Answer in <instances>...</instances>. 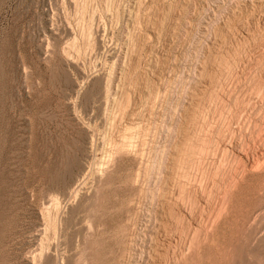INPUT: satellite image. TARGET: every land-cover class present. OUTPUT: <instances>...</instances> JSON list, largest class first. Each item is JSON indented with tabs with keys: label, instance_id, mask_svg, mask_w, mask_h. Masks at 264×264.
<instances>
[{
	"label": "rangeland",
	"instance_id": "374dc122",
	"mask_svg": "<svg viewBox=\"0 0 264 264\" xmlns=\"http://www.w3.org/2000/svg\"><path fill=\"white\" fill-rule=\"evenodd\" d=\"M260 2L0 0V264H136L135 246L153 264L147 251L156 245L147 229L161 220L163 210H173L175 223L166 229L176 231L179 241L173 248L178 253L168 255L158 246L163 256L156 264H264V1ZM124 136L142 149L132 140L134 148L130 141L125 145ZM186 138L192 142H184ZM211 147L220 155L214 156ZM190 148L194 153L202 149L203 163L199 152L192 154ZM226 160L234 167L222 166ZM165 163L172 164L170 170ZM191 163L197 170L201 166L199 172L192 171L193 164L188 168ZM145 169L151 170L144 174ZM172 179L188 190L182 194L184 187ZM157 188L164 191L155 195ZM160 193L168 197L160 199ZM179 194L186 196L184 202L189 197L191 203L185 204L190 211L199 201L194 213L203 235L198 231L195 245L191 219L173 203ZM195 246L200 249L195 251Z\"/></svg>",
	"mask_w": 264,
	"mask_h": 264
},
{
	"label": "bare ground",
	"instance_id": "6f19581e",
	"mask_svg": "<svg viewBox=\"0 0 264 264\" xmlns=\"http://www.w3.org/2000/svg\"><path fill=\"white\" fill-rule=\"evenodd\" d=\"M115 1H116V0H115ZM135 1H136V0H135ZM259 1H260V0H259ZM262 1H264V0H261V2H260L261 4H262ZM262 5H263V7H264V4H262ZM259 9H260V7H259ZM224 10H225V9H224ZM261 11H262V8H261ZM215 13H216V12H215ZM253 14H254V13H253ZM257 14H258V13H257ZM259 14H261V13H259ZM260 18H261V17H260ZM231 19H232V18H231ZM240 22H241V21H240ZM217 37H218V36H217ZM220 38H221V37H220ZM148 42H149V41H148ZM218 55H219V54H218ZM199 61H200V60H199ZM206 61H207V60H206ZM203 66H204V65H203ZM221 66H222V65H221ZM231 68H232V67H231ZM233 69H234V68H233ZM202 72H203V71H202ZM202 72H201V73H202ZM234 74H235V73H234ZM165 75H166V74H165ZM202 75H203V74H202ZM216 76H217V75H216ZM256 76H257V75H256ZM201 77H203V76H201ZM214 77H215V76H214ZM230 77H231V76H230ZM176 78H177V77H176ZM197 79H198V78H197ZM211 79H212V78H211ZM213 79H214V78H213ZM213 79H212V81H213ZM215 79H216V78H215ZM205 80H206V79H205ZM208 80H209V79H207L206 81H208ZM236 81H237V80H236ZM196 82H197V81H196ZM199 82H201V81H199ZM199 82H198V83H199ZM203 82H204V81H203ZM210 82H211V81H210ZM214 82H215V81H213L212 84H213ZM203 84H204V83H203ZM203 84H201V85H203ZM198 85H199V84H198ZM210 85H211V84H210ZM185 86H186V85H185ZM199 86H200V85H199ZM206 86H207V84H206ZM193 88H195V86H194ZM198 88H199V87H198ZM221 88H222V87H221ZM203 89H204V88H203ZM192 90H194V89H192ZM198 90H199V89H198ZM198 90H196V91H198ZM208 91H209V90H208ZM191 92H193V91H191ZM205 92H206V91H205ZM195 93H196V92H194V95H195ZM111 94H112V93H111ZM151 94H152V93H151ZM198 94H199V93H198ZM198 94H197V95H198ZM218 94H219V93H218ZM152 95H154V94H152ZM197 95L194 96V97H197ZM260 95H261V94H260ZM154 96H155V95H154ZM200 96H201V95H200ZM261 96H262V95H261ZM261 96H258V97H261ZM149 97H150V96H149ZM152 97H153V96H152ZM155 97H156V96H155ZM185 97H186V96H185ZM156 98H157V97H156ZM156 98H155V99H156ZM197 98H198V97H197ZM167 99H168V98H167ZM193 99H194V98H193V96H192V100H193ZM199 99H200V97H199ZM199 99H198V100H199ZM257 99H259V98H257ZM261 99H262V98H261ZM190 100H191V99H190ZM190 100H189V101H190ZM194 100H195V99H194ZM149 101H152L151 98H150ZM154 101H156V100H154ZM196 101H197V100H196ZM254 101H255V100H254ZM157 102H158V99H157ZM190 102H191V101H190ZM260 102H261V101H260ZM148 103H149V102H148ZM155 103H156V102H155ZM191 103H192V102H191ZM194 103H195V102H194ZM200 103H201V102H200ZM255 103H256V101H255ZM196 104H197V103H196ZM245 104H246V103H245ZM258 104H259V103H258ZM151 105H152V104H151ZM194 106H196V105L194 104ZM194 106H193V107H194ZM255 106H256V105H255ZM153 107H154V105L152 106V108H153ZM168 107H169V106H168ZM198 107H200V106H198ZM147 109L149 110V108H147ZM186 109H187V108H186ZM196 109H197V106H196ZM198 109H199V108H198ZM183 110H184V109H183ZM188 110H189V107H188ZM192 110H193V109H192ZM152 111H153V110H152ZM192 112H193V111H192ZM196 112H197V111H196ZM196 112H195V115H196ZM184 114H185V113H184ZM189 115H190V114H189ZM189 115L187 114L188 117H189ZM236 115H237V114H236ZM242 115H243V114H242ZM190 117H191V116H190ZM183 118L185 119V118H187V117H184V116H183ZM194 118H195V117H194ZM194 118H193V119H194ZM135 119H136V118H135ZM137 119H138V118H137ZM188 119H189V118H188ZM188 119H187V120H188ZM195 119H196V118H195ZM195 119H194V120H195ZM197 119H198V118H197ZM199 119H200V118H199ZM194 120H193V121H194ZM243 120H244V119H243ZM144 121H145V120H144ZM182 121H183V120H182ZM189 121H190V120H189ZM193 121H192V122H193ZM195 121H196V120H195ZM197 121H198V120H197ZM139 122H140V121H139ZM190 122H191V121H190ZM190 122H189V123H190ZM198 122H199V121H198ZM198 122H197V124H198ZM202 122H203V121H202ZM261 122H262V120H261ZM134 123H135V122H134ZM193 123H195V122H193ZM239 123H240V122H239ZM141 124H142V123H141ZM236 124H237V123H236ZM134 125H135V124H134ZM142 125H143V124H142ZM142 125H141V126H142ZM162 125H163V124H162ZM202 125H203V124H202ZM136 126L138 127L137 123H136ZM244 126H245V125H244ZM112 127H113V126H112ZM199 127H200V126H198L197 128H199ZM201 127H202V126H201ZM240 127H241V126H240ZM135 128H136V127H135ZM139 128H140V127H139ZM139 128H138V129H139ZM172 128H173V127H172ZM231 128H232V127H231ZM242 128H243V127H242ZM258 128H259V127H258ZM126 129H128V126H127ZM129 129H130V127H129ZM138 129H137V130H138ZM140 129H141V128H140ZM186 129H187V128H186ZM186 129H184V130H186ZM188 129H189V128H188ZM206 129H207V128H206ZM255 129H256V128H255ZM141 130H143V129H141ZM191 130H192V129H191ZM202 130H203V129H202ZM144 131H145V130H144ZM181 131H182V130H181ZM188 131H189V130H188ZM188 131H187V133H188ZM133 132H134V130H133ZM141 132H142V131H141ZM141 132H140V133H141ZM197 132H198V131H197ZM127 133H128V132H127ZM127 133H126V134H127ZM130 133H131V131H130ZM136 133H138V132H136ZM193 133H194V132H193ZM221 133H222V132H221ZM221 133H219V134H221ZM225 133H226V132H225ZM225 133H224V134H225ZM128 134H129V133H128ZM131 134H132V133H131ZM141 134H142V133H141ZM145 134H146V133H145ZM206 134H207V133H206ZM120 135H121V132H120ZM124 135H125V134H124ZM133 135H134V134H133ZM135 135H136V134H135ZM135 135H134V136H135ZM181 135H182V132H181ZM184 135H185V134H184ZM189 135H190V134H189ZM222 135H223V134H221V137H222ZM127 136H128V135H127ZM129 136H130V135H129ZM129 136H128V137H129ZM182 136H183V135H182ZM192 136H195V137H196V135H191V137H192ZM227 136H228V135H227ZM124 137H125V136H124ZM137 137H138V136H137ZM187 137H188V135H187ZM200 137H202V136H200ZM219 137H220V136H219ZM224 137H225V136H224ZM228 137H229V136H228ZM125 138H127V137H125ZM143 138H144V137H142V141H145V140H143ZM192 138H193V137H192ZM192 138H191V139H192ZM205 138H206V137H205ZM118 139H121V138L118 137ZM118 139H117V140H118ZM122 139H123V138H122ZM127 139H128V140H124V141H121V140H120V141H121V142H125V145H126V141H130V144H132V147H133V143H134V141L132 140L133 138L131 139L133 143H131V140H129V138H127ZM134 139H136V138L134 137ZM181 139H182V138H181ZM181 139H179V141H180ZM187 139H188V138H186V139L183 140V141L185 142V141H187ZM197 139H198V137H197ZM203 139H204V138H203ZM227 139L229 140V138H227ZM232 139H234V138H232ZM193 140H194V139H193ZM201 140H202V139H201ZM201 140H200V141H201ZM225 140H226V138H225ZM241 140H242V139H241ZM261 140H262V139H261ZM138 141H139V140H138ZM142 141H141V142H142ZM146 141H147V139H146ZM146 141L143 142V143H146ZM179 141H176L177 144H179V143H178ZM188 141H189V142H192V140H190V139H189ZM188 141H187V142H188ZM198 141H199V139L197 140V143H198ZM204 141L206 142L207 140L204 139ZM204 141H203V142H204ZM219 141H220V140H219ZM148 142H149V141H148ZM181 142H182V140H181ZM184 142H183V143H184ZM205 142H204V143H205ZM213 142H214V141H213ZM213 142H212V143H213ZM229 142H231V141H229ZM235 142H236V141H235ZM116 143H117V142H116ZM119 143H120V142H119ZM128 143H129V142H128ZM135 143H136V142H135ZM135 143H134V145H135ZM193 143L195 144V141H194ZM197 143H196V144H197ZM210 143H211V139H210ZM218 143H219V142H217V144H218ZM220 143H222V142L220 141ZM224 143H225V142H223V144H224ZM227 143H228V142H227ZM237 143H238V142H237ZM240 143H241V142H240ZM122 144H123V143H122ZM130 144H129L128 146H131ZM140 144H142V143H140ZM177 144H176V147H177V146L179 147L178 150L181 149L180 147H181L182 145L179 146V145H177ZM181 144H182V143H181ZM186 144H187V143H186ZM190 144H191V143H190ZM190 144H189V145H190ZM198 144H199V143H198ZM200 144H201V143H200ZM214 144H215V143H214ZM231 144H232V143H231ZM117 145H118V147L120 148L119 144H117ZM120 145H121V144H120ZM125 145H124V147H122V148H127L126 151H131V150H128V149H131L132 147L130 148V147L125 146ZM146 145H147V144H146ZM191 145H192V144H191ZM205 145H206V143L204 144V146L201 144L202 148L206 147ZM220 145H221V144H220ZM255 145H256V144H255ZM261 145H262V144H261ZM261 145H260V146H261ZM110 146H111V145H110ZM112 146H114V145H112ZM121 146H122V145H121ZM135 146L137 147L138 145H135ZM147 146H148V145H147ZM149 146H150V145H149ZM183 146H185V145L183 144ZM196 146H197V145H196ZM196 146H193L192 148H194V147H196ZM201 146L198 145V148L201 147ZM208 146H209V145H208ZM210 146H211V144H210ZM210 146H209V147H210ZM218 146H219V145H218ZM226 146H227V144H226ZM236 146H237V145H236ZM244 146H245V145H244ZM262 146H263V145H262ZM136 147H135V148H136ZM138 147H139V146H138ZM142 147H143V146H142ZM142 147H141V149H142ZM173 147H174V145H173ZM176 147L174 148L175 150H176ZM185 147H186V146H185ZM188 147H189V146H187V148H188ZM216 147H217V145L214 147V148H215L214 150H218V148H216ZM219 147H223V146H219ZM224 147H225V146H224ZM115 148H116V146H115ZM115 148H113V149H115ZM122 148H121V149H122ZM133 148H134V147H133ZM147 148H148V147H147ZM196 148H197V147H196ZM198 148H197V149H198ZM207 148H208V147H206V149H207ZM211 148H212V149H211ZM211 148H210V150H213V147H211ZM233 148H234V147H233ZM235 148H236V147H235ZM238 148H239V147H238ZM259 148H260V147H259ZM259 148H258V150H259ZM111 149H112V148H111ZM113 149H112V150H113ZM139 149H140V147H139ZM141 149H140V150H141ZM144 149H145V148H144ZM150 149H151V148H150ZM166 149H167V148H166ZM174 149H171V150H174ZM199 149H200V148H199ZM204 149H205V148H204ZM220 149H221V148H220ZM223 149H224V151H226V148H223ZM229 149H230V148H229ZM240 149H241V148H240ZM117 150H118V149H117ZM117 150H116V151H117ZM119 150H120V149H119ZM123 150H125V149H122L121 152H122ZM132 150H133V149H132ZM178 150H177V151H178ZM187 150H188V151H187ZM187 150L185 149V152H186V151L189 152V148H188ZM194 150H195V149H194ZM210 150H209V153H210ZM214 150H213V152H214ZM235 150H236V149H235ZM245 150H246V149H245ZM146 151H147V150H146ZM180 151H181V150H180ZM180 151H179V152H180ZM183 151H184V149L182 150V152H183ZM190 151H192L191 148H190ZM205 151H207V150H205ZM230 151H231V150H230ZM230 151H228V153H229ZM239 151H240V150H239ZM253 151L255 152V148H254ZM260 151H261V150H260ZM111 152L114 153L115 151H114V152L111 151ZM139 152H140V151H139ZM139 152H136V154L139 153ZM144 152H145V150H144ZM144 152H142V154H143ZM179 152H178V153H179ZM185 152H183V153L186 154L187 152H186V153H185ZM192 152H193L192 154H197L199 151L196 150V151H195L196 153H194V151H192ZM201 152H202V149H201V151L199 152V154H197V156H198V160H199V158H200V160H201V161H199L200 163L203 161V160L201 159V155H200ZM219 152H220V151H219ZM231 152H232V151H231ZM241 152H242V151H241ZM248 152H249V151H248ZM248 152H247V153H248ZM254 152H253V154H254ZM261 152H262V151H261ZM108 153H109V150H108ZM134 153H135V152H134ZM203 153H204V152H202V154H203ZM209 153H208V152H205V154H209ZM211 153H212V152H211ZM211 153H210V154H211ZM214 153H215V152H214ZM225 153L227 154V152H225ZM225 153H223V154H225ZM258 153H259V152H258ZM136 154H135V155H136ZM157 154H158V153H157ZM170 154L173 155V153H170ZM187 154H188V153H187ZM187 154H186V156H187ZM189 154H190V153H189ZM192 154H191V155H192ZM210 154H209V155H210ZM226 154H225V155H226ZM233 154H234V153L232 152V156H233ZM114 155H115V154H114ZM116 155H119V152H118V154L116 153ZM116 155L113 156V154H112L113 157H116ZM172 155H171V156H172ZM174 155H175V154H174ZM179 155H180V154H179ZM179 155H178V156H179ZM191 155H188V157H189V156L191 157ZM199 155H200V156H199ZM209 155H208V156H209ZM211 155L213 156V154H211ZM217 155H220V154H217ZM217 155H216V153L214 154V156H217ZM228 155H230V154H228ZM239 155H240V154H239ZM245 155H246V154H245ZM255 155H256V154H255ZM257 155H259V154H257ZM109 156H110V154H109ZM138 156H140V153L138 154ZM138 156H137V157H138ZM142 156H144V155H142ZM142 156H141V157H142ZM171 156H170V157H171ZM180 156H181V155H180ZM180 156H179V157H180ZM186 156H185V158H186ZM192 156H196V155H192ZM197 156H196V157H197ZM202 156H203V155H202ZM214 156H213V157H214ZM226 156H227V155H226ZM246 156H247V155H246ZM196 157H195L194 160H196ZM209 157H211V156H209ZM218 157H219V156H218ZM222 157H224V155H223ZM237 157H238V155H237ZM242 157H243V156H242ZM248 157H249V159H250V155H249ZM252 157H253V156H252ZM263 157H264V153H262V158H263ZM106 158H107V157H106ZM172 158L175 159L176 156H172ZM181 158H182V157H181ZM191 158H192V157H191ZM204 158H205V157H204ZM204 158H203V159H204ZM214 158H217V157H214ZM230 158H231V157H229V159H230ZM232 158H233V157H232ZM232 158H231V159H232ZM235 158H236V157H234V159H235ZM253 158L255 159V156H254ZM258 158H259V157H258ZM260 158H261V157H260ZM108 159H109V157H108ZM110 159H111V156H110ZM110 159H109V162L112 160V159H111V160H110ZM141 159H142V158H141ZM143 159L145 160V158H143ZM143 159H142V160H143ZM166 159H167V158H166ZM179 159H180V158H179ZM206 159H208V157H207ZM221 159H223V158H221ZM221 159H220V160H221ZM224 159H225V158H224ZM224 159H223V160H224ZM227 159H228V158H227ZM229 159H228V160H229ZM234 159H233V160H234ZM236 159H237V158H236ZM254 159H253V160H254ZM144 160H143L142 162H140V163L144 164V163H143ZM176 160H177V159H175L174 161H176ZM183 160H184V159H183ZM190 160H191V159H190ZM194 160H193V161H194ZM198 160H197V161H198ZM209 160H210V159H209ZM209 160H208V161H209ZM211 160H213V159L211 158ZM215 160H216V159H215ZM239 160H240V159H239ZM258 160H259V159H258ZM106 161H108V160H106ZM145 161H146V160H145ZM147 161L150 162L151 160H147ZM229 161L232 162L231 160H229ZM263 161H264V160H263ZM149 162H148V163H149ZM153 162H154V161H153ZM167 162H168V161H167ZM167 162H166V163H167ZM170 162H171V161H170ZM179 162L181 163L182 161L180 160ZM184 162H185V160H184ZM184 162H182V166L184 165ZM187 162L190 163L189 160H187ZM191 162H192V161H191ZM206 162H207V161H206ZM210 162H212V161H210ZM210 162H209V163H210ZM213 162H214V161H213ZM220 162H221V161H220ZM222 162H223V161H222ZM226 162H227V160L225 161V163H224L223 165H222L221 163H220V164H221L222 166L225 165V167H229V166H231V167H229V169L232 168V167H234V165H232L231 163H230L231 165L227 166V165H228V162H227V165H226ZM233 162H235V160H234ZM233 162H232V163H233ZM241 162H242V159H241ZM259 162H261V160H259ZM259 162H258V164H259ZM105 163H106V162H105ZM146 163H147V162H146ZM150 163H151V162H150ZM166 163H165V164H166ZM176 163H177V161H176ZM195 163H196V162H195ZM197 163H198V162H197ZM197 163H196V164H197ZM200 163H199V164H200ZM202 163H203V162H202ZM215 163H216V162H214V164H215ZM217 163H218V161H217ZM242 163L244 164L245 161L242 162ZM242 163H241V164H242ZM256 163H257V161H256ZM261 163H264V162H261ZM261 163H260V165H261ZM165 164H163V165H164L165 167H167L166 165H168V164H166V165H165ZM170 164H171V163H170ZM170 164H169V165H170ZM185 164H186V163H185ZM192 164H193V163L189 164V167H188L189 169H190V165H192ZM205 164H206V163H205ZM212 164H213V163H212ZM236 164H237V163H236ZM246 164H248V163H246ZM249 164L252 166V165L254 164V162L251 161V160H249ZM258 164H257V166H260V165H258ZM140 165H141V164H140ZM140 165H139V167H140ZM144 165H145V164H144ZM148 165H149V164H148ZM169 165H168V166H169ZM171 165H172V164H171ZM174 165H175V164H174ZM174 165H173V166H174ZM177 165H180V164L178 163ZM193 165H195V164H193ZM200 165H201V164H200ZM207 165H208V164H207ZM210 165H211V164H210ZM102 166H103V165H102ZM187 166H188V165H187ZM212 166H213V165H212ZM245 166H246V165H245ZM248 166H249V165H248ZM139 167H138V168H139ZM150 167H151V166H150ZM177 167H178V166H177ZM177 167H176V168H177ZM192 167H193V166H192ZM192 167H191V170L193 169ZM200 167H201V166H199V168H200ZM202 167H203V165H202ZM204 167H205V166H204ZM208 167H210V166H208ZM220 167H221V166H218V168H220ZM254 167H255V166H254ZM140 168H141V167H140ZM140 168H139V169H140ZM143 168H144V166H143ZM148 168H149V166H148ZM151 168H153V167H151ZM162 168H163V167H162ZM194 168H196V165H195ZM199 168H198V170H197V168H196V170L193 169L192 171H195V172L197 171V172H199ZM210 168H211V167H210ZM210 168H209V169H210ZM239 168H240V167H239ZM255 168H256V167H255ZM167 169L170 170V166H169V168H167ZM173 169L175 170V167H173ZM173 169H172V170H173ZM200 169H201V168H200ZM204 169H207V167L204 168ZM213 169L216 171L215 167H213ZM213 169H210V170H213ZM222 169L224 170V167H223ZM227 169H228V168H227ZM233 169H234V168H233ZM233 169H232V170H233ZM140 170H141V169H140ZM140 170H139V171H140ZM146 170H147V169H145L144 174H146ZM148 170H149V169H148ZM148 170H147V171H148ZM150 170H151V169H150ZM150 170H149V171H150ZM161 170H162V169H161ZM163 170H164V168H163ZM177 170H178V169H177ZM218 170H220V169H218ZM225 170H226V169H225ZM257 170H258V169H257ZM139 171H138V173H139ZM153 171H154V168H153L151 174L153 173ZM164 171H165V170H164ZM167 171H168V170H167ZM178 171H180V170H178ZM182 171H183V169H181V172H182ZM187 171H189V170H186V172H187ZM200 171H202V170H200ZM220 171H222V170H220ZM229 171H230V170H229ZM229 171L226 170V173L229 172ZM186 172H184V173L186 174ZM190 172H191V171H190ZM202 172H203V171H202ZM204 172H205V170H204ZM204 172H203V174H205ZM207 172H208V170H207ZM211 172H213V171H211ZM211 172H210L209 174H211ZM217 172H219V171H217ZM222 172H224V171H222ZM222 172H221V173H222ZM149 173H150V172H149ZM167 173H168V172H167ZM179 173H180V172H179ZM191 173H192V172H191ZM191 173H190V174H191ZM193 173H194V172H193ZM200 173H201V172H200ZM200 173H199V174H200ZM214 173H215V172H214ZM214 173H213V174H214ZM221 173H219V174H221ZM224 173H225V172H224ZM136 174H137V173H136ZM139 174H140V176H141L142 173H139ZM159 174H160V173H159ZM159 174H157L156 176L158 177ZM161 174H162V172H161ZM161 174H160V175H161ZM171 174H172V172H171ZM171 174H170V175H171ZM188 174H189V173H188ZM188 174H187V178H188ZM190 174H189V175H190ZM196 174H197V173H195V176H196ZM206 174H208V173H206ZM215 174H216V173H215ZM222 174H223V173H222ZM228 174H229V173H228ZM228 174H227V175H228ZM152 175L155 176V174H152ZM160 175H159V176H160ZM163 175H164V174H163ZM166 175H169V173H168V174H165V176H166ZM172 175H173V174H172ZM178 175H180V174L177 173V177H179ZM181 175H182V173H181ZM224 175H225V174H224ZM224 175L222 176V177H223L222 179H224V177H225ZM138 176H139V175H137V179H136V178H135V179H136V181H137L138 184H141L140 181L138 182V180H141L140 176H139V179H138ZM148 176H150V179L153 178V177L151 178V175H148ZM174 176H175V175H174ZM182 176H184V174H183ZM192 176H193V174H192ZM192 176L190 175V177H192ZM203 176H204V175H202V178H203ZM212 176H213V175H212ZM216 176L218 177V174H216ZM161 177L163 178L162 175H161ZM170 177H171V176H170ZM172 177H173V176H172ZM175 177H176V176H175ZM175 177H174V178H175ZM199 177H200V176H199ZM227 177H228V176H227ZM227 177H226V178H227ZM144 178H145V177H144ZM167 178H168V177H167ZM179 178H180V177H179ZM179 178H178V179H179ZM194 178H195V177H194ZM194 178H193V179H194ZM204 178H205V177H204ZM204 178H203V179H204ZM206 178H207V176H206ZM206 178H205V180H206ZM226 178H225V179H226ZM142 179H143V178H142ZM158 179H159V177H158ZM163 179H165V178H163ZM176 179H177V178H176ZM181 179H182V177H181L179 180H181ZM183 179H186V177H184ZM208 179H210V178L208 177ZM211 179H213V178H211ZM160 180H161V178L159 179V181H160ZM170 180H171V178H170ZM172 180H173V179H172ZM179 180H176V182L179 181ZM188 180L190 181V179H188ZM191 180H192V178H191ZM234 180H236V178H235ZM234 180H233V181H234ZM133 181H134V180H133ZM144 181H146V178H145ZM149 181H150V180H149ZM149 181H148V182H149ZM151 181H152V180H151ZM159 181L156 179V181H155L154 183L159 182ZM161 181H162V180H161ZM173 181H174V180H173ZM173 181H171V182H173ZM185 181H187V180H185ZM192 181H194V180H192ZM196 181H199V179L196 180ZM196 181H195V182H196ZM200 181L202 182V179H201V178H200ZM203 181H204V180H203ZM213 181H217V180H213ZM228 181H229V180H228ZM146 182H147V181H146ZM146 182H145V183H146ZM148 182H147V183H148ZM163 182H164V181H163ZM165 182H166V181H165ZM165 182H164V183H165ZM174 182H175V181H174ZM176 182H175V183H176ZM195 182H193L192 185H194ZM204 182H205V181H204ZM207 182H208V181H207ZM143 183H144V182H143ZM149 183L151 184L152 182H149ZM183 183H184V181H183ZM183 183H182V184H183ZM185 183H186V182H185ZM197 183H198V182H197ZM199 183H200V182H199ZM199 183H198V184H199ZM202 183H203V182H202ZM208 183H209V182H208ZM208 183H207V184H208ZM210 183H211V180H210ZM210 183H209V186L211 185ZM216 183L218 184V182H216ZM231 183H232V182H230V184H231ZM132 184H133V183H132ZM134 184H135V182H134ZM138 184H136V185H138ZM158 184H159V183H158ZM158 184H157L156 186H158ZM167 184H168V181L166 182V184H165L164 186H166ZM173 184H174V183H173ZM187 184H188V182L186 183V186H187ZM190 184H191V183H190ZM220 184H221V183H220ZM220 184H219V185H220ZM228 184H229V183H228ZM142 185H143V184H142ZM148 185H149V184H148ZM148 185H147V187H148ZM152 185H153V184H152ZM170 185H171V184H170ZM192 185H190V186H192ZM200 185H201V183H200ZM204 185H206V184H204ZM204 185H203V186H204ZM215 185H216V184H215ZM219 185L217 186V188L219 187ZM233 185H234V184H233ZM233 185H232V186H233ZM145 186H146V185H145ZM168 186H169V184H168ZM168 186H167V187H168ZM177 186H178V184H177ZM179 186L182 187V185H180V181H179ZM184 186H185V184L183 185V187H184ZM188 186H189V185H188ZM198 186H199V185H198ZM203 186L201 185V187H203ZM213 186H214V184H213ZM213 186H212V187H213ZM225 186H226V185H225ZM232 186H231V187H232ZM133 187H134V186H133ZM138 187H139V186H138ZM151 187H152V186H150V188H151ZM167 187H165L166 189L163 187V189L166 191V190L168 189ZM171 187H172V186H171ZM183 187H182V188H183ZM220 187H221V185H220ZM222 187H223V186H222ZM227 187H228V186H226V188H227ZM233 187H234V186H233ZM136 188H137V186H136ZM178 188H179V187H178ZM186 188H187V187H186ZM189 188H190V187H189ZM192 188H193V187H192ZM195 188H196V187H195ZM198 188H199V187H198ZM204 188H206V186H205ZM213 188H214V187H213ZM213 188H212V189H213ZM215 188H216V187H215ZM132 189L135 190L134 188H132ZM138 189H139V188H138ZM142 189H143V188H142ZM161 189H162V187H161ZM161 189L159 190V189L157 188V190L155 191V193H154V192H153V193H154L155 195H157L156 192H157L158 190H159V192H161ZM169 189H171L170 186H169ZM179 189H180V188H179ZM196 189H197V188H196ZM228 189H229V188H228ZM228 189H227V190H228ZM152 190H153V188L151 189L150 194L152 193ZM164 190H163V191H164ZM181 190H183V189H181ZM185 190H188V189H185V187H184V191H180V192H181V193H182V192H185ZM189 190H190V189H189ZM191 190H193V189H191ZM198 190H199V189H198ZM205 190H206V189H205ZM208 190H209V189H208ZM208 190H207V191H208ZM210 190H211V189H210ZM213 190H214V189H213ZM220 190H221V188H220ZM223 190H224V189H223ZM232 190H233V189H232ZM135 191H137V189H136ZM135 191H134V192H135ZM147 191H149V190H147ZM153 191H154V190H153ZM163 191H162V192H163ZM172 191H174V190L172 189ZM176 191H178V189H176ZM195 191H196V190H195ZM207 191H205V192L207 193ZM216 191H217V189H216ZM218 191H219V190H218ZM221 191H222V190H221ZM143 192H144V191H143ZM162 192H161V193H162ZM168 192H171V191L168 190ZM187 192H189V191H187ZM202 192H204V191H202ZM223 192H224V191H222V193H223ZM225 192L229 195V193H230V189H229V193H228L227 191H225ZM136 193H137V192H136ZM148 193H149V192H147V194H148ZM157 193H158V192H157ZM161 193H160V195H158L159 197L162 195ZM165 193L167 194V192H165ZM174 193H175V191L172 192V196H173ZM189 193H190V195L192 194L191 192H189ZM197 193H198V191L195 192V195H196ZM200 193H201V192H200ZM209 193H210V192H209ZM213 193H216V192H213ZM213 193H210V194H213ZM219 193H220V192H219ZM226 193H225V194H226ZM232 193H233V192H232ZM144 194H145V193H144ZM150 194H149V195H150ZM163 194H164V193H163ZM176 194H177V192H176ZM176 194H174V195H176ZM182 194H183V193H182ZM193 194H194V193H193ZM145 195H146V194H145ZM155 195H151V196H155ZM167 195L170 196L169 193H168ZM179 195H180V196H179ZM179 195H178L179 198H176V196H175L176 199L174 200L173 203L177 205V207L179 208V210L184 211V213H185V214L183 213L184 216L186 215V216H188V217L191 219L190 222H191V224H193V227H192V228L194 229V233H193V236H192V241H193L192 244L195 245V244H194V243H195L194 241H195V239H196V236H197V238H198V236H199L200 233H201V229H202V228L199 229V227H200V223L198 222V220H197V218H196V216H195V213H194V210H195L194 207L196 208L195 205H196L197 202H199V201L195 202L196 204H195L194 206H192L193 209H191L192 207H190V209L192 210V211H190L189 208H188L189 206L187 205V203L185 204V202L188 201L189 197H188V199L184 202V200L186 199V196H187V195L184 193V195H186V196H184L185 199L182 197L183 195H181V194H179ZM203 195H205V193H203ZM213 195H214V194H213ZM216 195H217V194H216ZM221 195H222V194H221ZM221 195H218V198H219V196L222 197ZM147 196H148V195H147ZM147 196H146V197H147ZM158 196H157V197H158ZM164 196H166V195L164 194ZM164 196H163V197H164ZM178 196H177V197H178ZM207 196H208V195H207ZM209 196H210V195H209ZM226 196H227V195H226ZM231 196H232V194H231ZM140 197H142V196L140 195ZM159 197H158V198H159ZM163 197H160V199L163 198ZM167 197H168V196H166V197H164V198L166 199ZM180 197H182V198L180 199ZM190 197H192V196H190ZM210 197H212V195H211ZM210 197H209V200L213 198V201H214V197H212V198H210ZM132 198H133V197H132ZM136 198H137V197H136ZM158 198H157V200H158ZM173 198H174V197H173ZM173 198H172V199H173ZM192 198H193V197H192ZM192 198H191V199H192ZM196 198H197V196L195 197V199H196ZM198 198H199V197H198ZM215 198H216V196H215ZM222 198H224V196H223ZM222 198H221V200H222ZM133 199H135V198H133ZM143 199H145V198H142V200H143ZM150 199H151V198H150ZM154 199H155V197H154ZM168 199H169V198H168ZM168 199H167V201H168ZM195 199H194V200H195ZM199 199H200V198H199ZM202 199H203V201H205L204 198H202ZM207 199H208V198H207ZM207 199H206V200H207ZM224 199H225V198H224ZM147 200H148V199H147ZM219 200H220V199H219ZM219 200H218V201H219ZM131 201H132V200H131ZM137 201H138V198L136 199L135 203H136ZM153 201H154V200H153ZM153 201H152V202H153ZM164 201H165V200H164ZM164 201H162V202H164ZM169 201H170V199H169ZM213 201H212V202H213ZM215 201H216V199H215ZM230 201H231V200H229L228 202L230 203ZM133 202H134V201H133ZM138 202H139V201H138ZM171 202H172V200H171ZM188 202H189V201H188ZM206 202H207V201H206ZM223 202H224V201H223ZM135 203H134V204H135ZM141 203H142V202H141ZM153 203L155 204V201H154ZM159 203H161V202L159 201ZM173 203H172V204H173ZM190 203H191V202H189V204H190ZM209 203H210V201H209ZM214 203H215V202H214ZM224 203H225V202H224ZM224 203H223V204H224ZM229 203H228V204H229ZM132 204H133V203H132ZM145 204H147V203H145ZM151 204H152V203H151ZM165 204H167V203H165ZM169 204H170V202H169ZM200 204H203V202L200 203ZM217 204H218V202H217ZM220 204H221V202H220ZM223 204H222V205H223ZM228 204H227V207H230V204H231V203L229 204V206H228ZM138 205H140V203H139ZM158 205H159V204H158ZM158 205H157V206H158ZM163 205H164V204H163ZM167 205H168V204H167ZM186 205H187L188 207H187ZM191 205H193V204H191ZM197 205L199 206V204H197ZM208 205H209V204H208ZM127 206H128V205H127ZM141 206H142V205H141ZM149 206H151L150 203H149ZM152 206H153V205H152ZM165 206H166V205L163 206V209L166 208ZM159 207H160V206H159ZM164 207H165V208H164ZM172 207H174V206H172ZM201 207H203V205H202ZM216 207H217V205H216ZM223 207H224V206H223ZM128 208H129V207H128ZM128 208H126L127 211H129V209H130V208H129V209H128ZM157 208H158V207H157ZM170 208H171V207H170ZM199 208H200V207H199ZM199 208H198V209H199ZM205 208H206V207H205ZM205 208H203V209H205ZM211 208H212V207H211ZM214 208H215V207H214ZM126 209H124V210H126ZM149 209H150V208H149ZM171 209H172V208H171ZM174 209H175V207H174ZM200 209H201V208H200ZM224 209L227 211L229 208H224ZM261 209H262V208H261ZM138 210H140V209H138ZM141 210H142V209H141ZM151 210H152V209H151ZM155 210H156V209H155ZM225 210H224V213L226 212ZM229 210H230V209H229ZM44 211H45V210H44ZM134 211H135V210H134ZM149 211H150V210H149ZM149 211H148V212H149ZM166 211H167V210H165V211L163 210V214L160 215V216H161V220H159V221L156 220V223L153 224V226H152L153 228L149 229L150 227H148V229H147V231H152V234H151L152 242H154L155 245H156L155 247H154V246L152 247V245H150L149 250L147 251V253H148L147 257L149 256V259L153 262V264H156L155 262H158V258L161 259V258H162L161 256H163V255H162L163 253L160 254V253L158 252V246H160V247H161V248H162V249H163L168 255H170V253H176V252L178 253V251H177V250H174L175 248H173V245H175L174 243H175L176 241H179V240H177L178 238L176 239V237L174 236V233H173V232H176V231H173V230H172L173 232H169L168 229H166L168 225H171V224H172L171 222L173 221V219H172V215H173V214L171 215V213H172L173 210H171V213L168 212V211H167V212H168V213H167ZM177 211H178V210H177ZM195 211H196V210H195ZM200 211H201V210H200ZM203 211H204V210H203ZM205 211H206V210H205ZM210 211H211V210H210ZM220 211H221V210H220ZM263 211H264V210H263ZM263 211H262V212H263ZM131 212H132V211H131ZM143 212H144V211H143ZM154 212H155V211H154ZM154 212H153L152 214H154ZM157 212H158V210H157ZM201 212H202V211H201ZM201 212H200V213H201ZM207 212H208V211H207ZM217 212H218V211H217ZM258 212H259V211H258ZM123 213H124V212H123ZM125 213H126V212H125ZM129 213H130V211H129ZM129 213H128V215H131V213H130V214H129ZM133 213H134V212H133ZM138 213H139V212H138ZM138 213H137V214H138ZM140 213H141V212H140ZM176 213H177V212H176V210H175V213H174V214H176ZM214 213H215V212H214ZM224 213L222 212V216H223ZM42 214H43V213H42ZM51 214H52V213H51ZM137 214H136V215H137ZM144 214H145V213H144ZM150 214H151V213H150ZM159 214H160V211H159ZM198 214H199V213H198ZM201 214H202V213H201ZM256 214H257V213H256ZM46 215H47V214H46ZM124 215H125V214H124ZM136 215H135V216H136ZM139 215H141V214H139ZM155 215H156V214H155ZM178 215H179V214H178ZM211 215L213 216L214 214H212V212H211ZM224 215H225V214H224ZM226 215H228V214H226ZM258 215H259V214H258ZM49 216H50V214L48 215V217H49ZM52 216H53V215H52ZM125 216H126V215H125ZM145 216H146V215H145ZM151 216H152V215H151ZM158 216H159V215H158ZM173 216H174V215H173ZM200 216H201V215H200ZM209 216H210V215H209ZM218 216H219V215H218ZM128 217H129V216H127V218H128ZM174 217H175V216H174ZM50 218H52V217L50 216ZM130 218H131V216H130ZM139 218H140V217H139ZM152 218H154V217H152ZM152 218H151V219H152ZM157 218L159 219V217H157ZM177 218H179V217H177ZM183 218H184V217H183ZM185 218H186V217H185ZM211 218H212V217H211ZM216 218H217V216H216ZM218 218H219V217H218ZM221 218H222V217H221V212H220V220H221ZM223 218H224V217H223ZM255 218H256V217H255ZM258 218H259V217H258ZM122 219H123V218H122ZM146 219H147V218H146ZM175 219H176V218H175ZM202 219H203V218H202ZM45 220H46V219H45ZM48 220H49V219H48ZM50 220H51V219H50ZM131 220H132V219H131ZM143 220H144V219H143ZM177 220H179V219H177ZM180 220L183 221L182 219H180ZM184 220H185V219H184ZM188 220H189V219H188ZM256 220H257V219H256ZM125 221H126V220H125ZM132 221H133V220H132ZM201 221H202V220H201ZM201 221H200V222H201ZM208 221H209V220H208ZM218 221H219V219H218ZM45 222H46V221H45ZM45 222H44V223H45ZM47 222H48V221H47ZM88 222H89V221H88ZM134 222H135V220H134ZM136 222H137V221H136ZM150 222H151V221H150ZM213 222H214V221H213ZM49 223H50V222H49ZM51 223H53V222H51ZM51 223H50V224H51ZM120 223H121V222H120ZM122 223L124 224V222H122ZM129 223H130V220H129ZM129 223H128V225H129ZM139 223H140V222H139ZM139 223H138V224H139ZM173 223H175V222L173 221ZM183 223H184V222H183ZM187 223H188V221H187ZM208 223H209V222H208ZM50 224H49V225H50ZM126 224H127V223H126ZM130 224H131V223H130ZM138 224H137V225H138ZM180 224H181V223H180ZM180 224H179V225H180ZM184 224H185V223H184ZM204 224H205V223H204ZM46 225H47V224H46ZM91 225H92V224H91ZM118 225H119V224H118ZM120 225H121V227H123L122 224H120ZM143 225H144V224H143ZM149 225H150V224H149ZM206 225L208 226L207 223H206ZM126 226H127V225H126ZM138 226H139V225H138ZM138 226H137V227H138ZM140 226H141V225H140ZM181 226H182V225H181ZM183 226H184V225H183ZM188 226H189V225H188ZM121 227H120V228H121ZM128 227H129V226H128ZM130 227H131V226H130ZM141 227H142V226H141ZM171 227H172V226H171ZM171 227H170V228H171ZM174 227H175V225H174ZM177 227H178V226H177ZM184 227H185V226H184ZM204 227H205V226H204ZM209 227H210V225H209ZM209 227H208V228H209ZM213 227H214V226H213ZM213 227H212V228H213ZM52 228H53V224H52L51 229H52ZM118 228H119V227H118ZM131 228H132V227H131ZM172 228H173V227H172ZM180 228H181V227H180ZM180 228H179V229H180ZM190 228H191V227H190ZM215 228H216V227H215ZM256 228H257V227H256ZM45 229H46V228H45ZM124 229H125V228H124ZM129 229H130V228H129ZM141 229H142V228H141ZM177 229H178V228H177ZM258 229H259V228H258ZM49 230H50V229H49ZM49 230H47V231H49ZM121 230H122V229H121ZM121 230H120V231H121ZM137 230H138V229H137ZM174 230H175V229H174ZM188 230H189V229H188ZM191 230H192V229H191ZM207 230H208V229H207ZM209 230H213V229L210 228ZM262 230H263V229H262ZM47 231H45V232H47ZM122 231H123V230H122ZM125 231H126V230H125ZM125 231H124V232H125ZM130 231H131V229H130ZM141 231H142V230H141ZM144 231H145V230H144ZM186 231H187V230H186ZM186 231H185V232H186ZM198 231H200V233H198ZM49 232H51V231H49ZM136 233H137V232H136ZM150 233H151V232H150ZM178 233H179V232H177V234H178ZM190 233H191V231H190ZM197 233H198L199 235H198ZM46 234H47V233H45V235H46ZM122 234H123V233H122ZM127 234H128V233H127V231H126V235H127ZM201 234L203 235V233H201ZM130 235H131V234H129V236H130ZM132 235H133V233H132ZM205 235H206V234H205ZM46 236H47V235H46ZM48 236H49V235H48ZM127 236H128V235H127ZM135 236H137V235H135ZM146 236H147V235H146ZM183 236H184V235H183ZM186 236H187V235H186ZM188 236H190V235H188ZM188 236H187V237H188ZM49 237H50V236H49ZM55 237H56V236H55ZM131 237H132V236H131ZM139 237H140V236H139ZM139 237H138V238H139ZM159 237H161V240L159 239ZM179 237H180V236H179ZM200 237H202V236H200ZM200 237H199V241H200V240H203V239H200ZM50 238H51V237H50ZM52 238H53V237H52ZM124 238H125V235H124ZM136 238H137V237H136ZM42 239L44 240L43 237H42ZM125 239H126V238H125ZM134 239H135V238H134ZM188 239H189V238H188ZM188 239H187V240H188ZM204 239H205V237H204ZM47 240H48V239H47ZM141 240H142V239H141ZM148 240H149V239H148ZM184 240H185V239H183V241H184ZM187 240H186V242H187ZM196 240H198V239H196ZM44 241H45V240H44ZM125 241H126V240H125ZM137 241H138V240H137ZM183 241H182V242H183ZM199 241H196V243H197V242L200 243ZM203 241H204V240H203ZM46 242H47V241H46ZM127 242H129V241L127 240ZM190 242H191V240H190ZM131 243H132V241H131ZM135 243H136V242H135ZM145 243H146V242H145ZM149 243H150V242H149ZM201 243H202V242H201ZM138 244H139V243H138ZM150 244H151V243H150ZM176 244H177V243H176ZM180 244H181V243H180ZM184 244H185V243H184ZM184 244H183V245H184ZM192 244H191V245H192ZM140 245H141V244H140ZM186 245H187V244H186ZM191 245H190V248L193 249V246L191 247ZM46 246H47V245H46ZM50 246H51V245H50ZM176 246H177V245H176ZM48 247H49V245H48ZM130 247H131V245H130ZM160 247H159V248H160ZM177 247H178V246H177ZM181 247H182V246H180V249H181ZM185 247H187V246H185ZM195 247H196V246H195ZM199 247H200V246L194 248L195 251H196V249L199 248ZM178 248H179V247H178ZM132 249H134V251H133V250H132V251H133V253H134V257H135V258L133 259V262L135 261L136 264H147V263L149 264V262H148L149 260H146V258H145V256H146V252L144 253V251H143L142 253L138 254V253H137L138 251H136V246H135L134 248L132 247ZM144 249H145V248H144ZM191 249H189V250L191 251ZM199 249H200V248H199ZM199 249H197V250H199ZM181 250L183 251V249H181ZM251 250H252V249H251ZM192 251H194V250H192ZM253 251H254V250H253ZM160 252H162V251H160ZM180 252H181V251H179V253H180ZM197 252H198V251H197ZM131 253H132V252H131ZM191 253H193V252H191ZM183 254H184V253H183ZM193 254H194V253H193ZM193 254H192V255H193ZM131 255H132V254H131ZM160 255H161V256H160ZM164 255H165V254H164ZM195 255H196V254H195ZM195 255H194V256H195ZM176 256H178V255L176 254ZM186 256H187V255H186ZM188 256H189V255H188ZM188 256H187V257H188ZM194 256H193V257H194ZM129 257H131V256L129 255ZM132 257H133V256H132ZM174 257H175V255H174ZM193 257H192V259H194ZM167 258H168V257H167ZM170 258H172V257H170ZM177 258H179V257H177ZM185 258H186V257H185ZM43 259H44V258H43ZM163 259H165V258H163ZM179 259H180V258H179ZM179 259H178V260H179ZM183 259H184V258H183ZM186 259H187V258H186ZM128 260H129V259H128ZM166 260H167V259H166ZM168 260H169V259H168ZM170 260H171V259H170ZM188 260H189V259H188ZM188 260H186V261H188ZM190 260H191V259H190ZM130 261H132V260H130ZM171 261H172V260H171ZM171 261H170V262H171ZM174 261H175V258H174ZM186 261H185V262H186ZM194 261H196V259L193 260V262H194ZM127 262H128V261H127ZM190 262H191V261H190ZM190 262H189V264H190ZM193 262H192V263H193ZM125 263H126V262H125ZM130 263H131V262H130ZM167 263H169V262L167 261ZM171 263H172V262H171ZM181 263H182V262H181ZM128 264H129V263H128ZM159 264H160V263H159ZM165 264H166V263H165ZM172 264H173V263H172ZM178 264H180V261L178 262Z\"/></svg>",
	"mask_w": 264,
	"mask_h": 264
}]
</instances>
